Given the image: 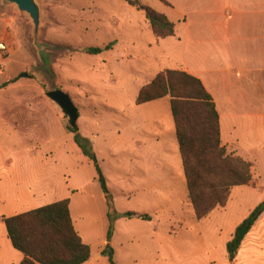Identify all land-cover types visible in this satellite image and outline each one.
I'll list each match as a JSON object with an SVG mask.
<instances>
[{
	"label": "rangeland",
	"instance_id": "374dc122",
	"mask_svg": "<svg viewBox=\"0 0 264 264\" xmlns=\"http://www.w3.org/2000/svg\"><path fill=\"white\" fill-rule=\"evenodd\" d=\"M8 1L0 0V38H6L9 51V59L0 76V103L20 105L19 111L3 113L8 124H17V116L22 115L20 109L23 105L25 129L19 125L14 128L9 126L8 135L0 133V144L7 153L12 149V137L16 140L18 135H24L19 137L20 141L25 137L26 144H36L32 149L40 150L41 154L33 160L24 159L20 164L26 170L25 184H30L34 190L27 192V196L33 194V200L28 199L25 206L16 209V213L52 204L62 197L68 199L73 226L83 242L90 247L89 264H107L100 256V251L108 222L95 169L92 162L83 157L73 144V135L66 130L70 127L68 118L45 95L53 90H61L78 110L76 126L80 134H88L96 124L99 125L96 137L83 135V138L86 137L91 150H95L98 166L106 178L115 208L122 212H141L153 205L169 204L168 215L165 209H157L151 217L156 227L167 224L170 235L164 229L158 233L147 226L125 220L116 221V264H165L160 263V257H166L164 253L170 250L186 247L203 253L211 248L217 239V229L229 225L257 198L253 190L257 185L256 179L253 180L255 187L252 190H232L227 207L212 211L218 212L214 218L202 221L186 233H178L188 228L186 218L197 220L187 199L185 183L184 188L155 190L157 192L154 196L147 190L139 196L124 189L118 181L114 183L108 179L117 176L118 171L114 168L125 170L136 162L139 164V159H132L127 151L128 142L135 134L121 130L120 136H117L116 124H119L120 114L127 112L134 104L135 88L132 82L142 80L140 73L146 67V56L155 55L158 49L154 45L151 30L144 27L142 13L129 7L124 0H35L40 11L39 28L35 36L28 16L20 13ZM137 1L144 7L167 15L172 21L179 19L186 6L184 1L173 3L172 8H169L170 0ZM246 1L226 0L224 5L232 10L237 7L236 16L232 17H236V27L240 33L234 50L241 57L245 56L244 40L246 35L251 34L250 26L259 27L263 23L259 17L251 19L245 6ZM219 10L222 12V7ZM193 21L201 22L196 19ZM228 21L232 30L231 18ZM109 44L110 49L103 50ZM90 48L102 51L97 55L86 54L85 50ZM112 58L131 59L118 62L112 61ZM22 74H28V77L21 78ZM243 91L244 106L259 107L261 111L264 96L256 94L255 89L249 86H245ZM151 114L148 111L138 113L148 119ZM147 128L154 132L162 130L156 126ZM49 132H52L55 143H46ZM34 133L37 134L36 138ZM32 138L36 142L30 140ZM71 144L75 147L73 151ZM244 144L251 146L248 142ZM263 163L259 167L262 170L259 184L264 183ZM7 176L0 173V217L4 218L11 217L14 210L9 205V193H5V185L18 182L17 178ZM224 209L225 212H222ZM7 239L4 225L0 224V264H11L15 257L13 254H20L11 249ZM254 243L256 254H253L251 264H264V236L257 241L255 239ZM152 257H158L157 261H152Z\"/></svg>",
	"mask_w": 264,
	"mask_h": 264
},
{
	"label": "crops",
	"instance_id": "0c3cea01",
	"mask_svg": "<svg viewBox=\"0 0 264 264\" xmlns=\"http://www.w3.org/2000/svg\"><path fill=\"white\" fill-rule=\"evenodd\" d=\"M182 1L186 3V6L181 12L178 20L172 21L167 15H164L174 25V34L173 36L159 40H156L153 36L155 39L154 45L158 48L157 53L152 56H146L148 59L145 66L148 70L143 66L144 71L140 73L142 74L140 78L142 80L140 82L137 80L132 82L133 88H135L133 95L134 104L131 105L132 108H129L127 112L125 111L120 114L121 119L119 120V124H116L117 136H120L121 130L124 133L133 132L135 134L130 142H128L129 147L127 151L130 153L132 159H139V164L136 162L130 169L125 170L122 168H114L118 171L117 176L115 178L113 177V179L111 177L107 178L114 183L118 181L121 185L123 184L124 189H128L127 191H132L135 194H140L139 196L148 192L147 190H150L151 192L149 193L154 196L157 192L155 190L170 189L171 187H173V189L177 187L184 188L185 181L174 123L170 113L169 98L165 97L142 105H135V99L139 90L162 71H182L198 79L213 100L218 116L221 146L226 149L227 154L238 156L249 163L251 177L253 180H257L255 189L242 186L235 187L232 190L236 188L242 191L253 189L257 198L255 200L253 199L242 213L229 225L225 228L221 227L217 229V239L211 248L203 253L186 247L170 250L164 253L166 257H160V263L251 264L253 254H256L255 239L257 241V239L259 240V238L264 236V212L243 239L237 251V255L232 262L229 261L227 256L226 244L231 240L235 228L258 204L264 201V183L261 182V184H259L260 178L262 179V170L259 167L264 162V101L261 111L259 107L254 108L252 105L245 107V104H243V101H245L243 88L245 86L255 89L256 94L264 96V0H247L245 2V6L249 11L248 15L251 19L259 17L263 19V23L259 27L256 25L250 26L251 34L249 36L246 35L244 40L245 45L243 52L245 56L243 57H241L240 54L238 56V53L234 50V45L237 44V40H239L238 33H240L238 27H236V17H232L233 15L236 16V6L234 10L230 9L229 6L224 7L226 0H170L169 3L171 7L169 8H172L173 3ZM232 3L238 2L232 1ZM220 7H222V12H220V10L217 11ZM229 18H231L233 25L232 30L229 27ZM193 19L201 20V22H194ZM144 27L150 30L145 23ZM0 39L6 42L4 36ZM8 57L9 51L7 58L0 62V76L3 74V69L9 59ZM125 59L129 60L131 58H112V61L122 62ZM18 107H20V105L17 106L14 104L11 106L10 104L0 103V133L3 132V134L5 133L8 135L7 131L9 126L14 128L19 125L22 129H25L23 125L25 120L23 105H21L22 109H20L22 110V115H18L17 121L15 120L17 124H8L5 122L6 115H3V113H8L10 110L19 111ZM146 111L152 113L149 119L142 117V115H138V113L144 114ZM134 113L137 115H131ZM97 126L99 127V125L96 124L95 128L91 129L90 133L86 134L84 132L83 135H90L92 138L96 137L95 134L99 133ZM147 126H156V128L162 130L154 132L153 129L150 130ZM118 127L120 128L119 130ZM251 128L253 131H251ZM51 133L52 132H49L47 134L48 142L46 143H55ZM36 135L37 134L34 133L35 138ZM80 135L84 137L82 134ZM23 136L24 135H18L16 140L12 137V149L7 153L5 148L3 149V146L0 144V173L8 175L6 178L15 177L18 180L16 183L5 185L7 186L5 193H9V205L14 209L11 212L12 216L18 215L16 209L25 206V202L28 199L33 200V194L27 196V192L29 193L34 189L30 184H25L24 176L26 170H24L20 164L24 159L33 160L39 155L41 156L40 150H33L36 144L33 146L27 145L25 137L20 141L19 137ZM35 138L30 140L36 142ZM246 142H248V144L250 143L251 146H245L244 143ZM73 144H71L72 151L75 149ZM228 148H233V150H229ZM93 151L95 153L94 148ZM114 155L115 154L112 156L115 157ZM62 200H65L64 197L56 199L52 203ZM102 200L103 203H105L104 209L107 221L108 208L103 193ZM168 205L169 204H167V206L153 205L151 208L142 210L141 212H134L141 215H148L151 218L150 221L138 219L118 220H125L128 223H134L139 226H147L150 227L153 232L158 233L164 229L163 231L170 235L167 224L156 227V223L152 221L151 217L153 211L157 209H165L168 215ZM112 207L115 212L119 214L133 212H122L117 210L113 199ZM225 209L222 210V212H225ZM216 213L218 212H211V214L201 221H193L191 218L190 220L186 218L185 221L189 223V225H187L188 228L178 231V233L190 231L193 227L202 223V221L210 217L214 218L213 216H216ZM3 219L5 218L0 217L1 225H3ZM116 221L113 225V235L109 243L113 250L114 261L117 257L114 245L115 235L117 234L115 230ZM75 230L77 231L76 228ZM106 232L103 238V247L106 244ZM11 249L13 250L12 247ZM102 249L100 251V256L107 261L101 254ZM14 255L15 257L11 264H19L23 258L22 255L13 254V256ZM157 258L152 257L151 260L156 262ZM256 258H259V256H256ZM89 260L85 264H89Z\"/></svg>",
	"mask_w": 264,
	"mask_h": 264
},
{
	"label": "trees",
	"instance_id": "16d2710c",
	"mask_svg": "<svg viewBox=\"0 0 264 264\" xmlns=\"http://www.w3.org/2000/svg\"><path fill=\"white\" fill-rule=\"evenodd\" d=\"M124 2L142 13L156 40L173 36L174 25L164 15L142 6L137 0ZM110 47L111 44L103 50ZM101 51L90 48L85 53L97 55ZM165 97L170 100L188 202L195 219L200 221L212 211L223 209L233 188L255 187L250 164L238 156L227 154L221 146L213 100L198 79L182 71H162L139 90L135 105ZM66 130L73 135V142L81 155L91 161L95 169L96 180L108 208L106 244L101 254L108 264H116L109 244L115 221H150L151 218L134 212H115L105 177L89 141L79 134L77 126L67 127ZM263 212L264 201L235 228L226 244L230 262L235 259L243 239ZM3 225L11 247L23 257L19 264H85L91 257L89 246L83 243L73 226L67 199L5 218Z\"/></svg>",
	"mask_w": 264,
	"mask_h": 264
},
{
	"label": "water",
	"instance_id": "95a60500",
	"mask_svg": "<svg viewBox=\"0 0 264 264\" xmlns=\"http://www.w3.org/2000/svg\"><path fill=\"white\" fill-rule=\"evenodd\" d=\"M10 4L14 5L20 13L28 16L32 25L33 33L36 36L39 28L40 22V11L35 0H9ZM28 74H22L21 78H27ZM46 97L55 103L63 114L68 118L69 126L71 128L76 126V120L78 112L71 99L67 94L63 93L61 90H53L47 92Z\"/></svg>",
	"mask_w": 264,
	"mask_h": 264
},
{
	"label": "built area",
	"instance_id": "2783aa9c",
	"mask_svg": "<svg viewBox=\"0 0 264 264\" xmlns=\"http://www.w3.org/2000/svg\"><path fill=\"white\" fill-rule=\"evenodd\" d=\"M8 56V46L6 42L0 39V62L7 58Z\"/></svg>",
	"mask_w": 264,
	"mask_h": 264
}]
</instances>
